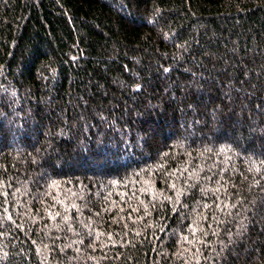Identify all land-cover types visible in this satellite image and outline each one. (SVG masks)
Returning a JSON list of instances; mask_svg holds the SVG:
<instances>
[{"label": "trees", "instance_id": "obj_1", "mask_svg": "<svg viewBox=\"0 0 264 264\" xmlns=\"http://www.w3.org/2000/svg\"><path fill=\"white\" fill-rule=\"evenodd\" d=\"M0 264H264V0H0Z\"/></svg>", "mask_w": 264, "mask_h": 264}, {"label": "rangeland", "instance_id": "obj_2", "mask_svg": "<svg viewBox=\"0 0 264 264\" xmlns=\"http://www.w3.org/2000/svg\"><path fill=\"white\" fill-rule=\"evenodd\" d=\"M8 128H9V126H8Z\"/></svg>", "mask_w": 264, "mask_h": 264}]
</instances>
